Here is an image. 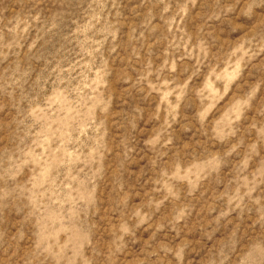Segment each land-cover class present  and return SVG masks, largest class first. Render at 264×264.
<instances>
[{"label":"rangeland","instance_id":"374dc122","mask_svg":"<svg viewBox=\"0 0 264 264\" xmlns=\"http://www.w3.org/2000/svg\"><path fill=\"white\" fill-rule=\"evenodd\" d=\"M0 264H264V0H0Z\"/></svg>","mask_w":264,"mask_h":264}]
</instances>
